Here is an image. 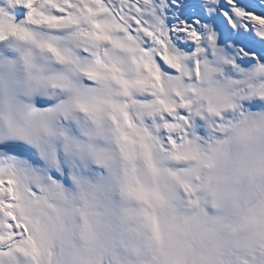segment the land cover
<instances>
[{
	"label": "snow or ice",
	"instance_id": "snow-or-ice-1",
	"mask_svg": "<svg viewBox=\"0 0 264 264\" xmlns=\"http://www.w3.org/2000/svg\"><path fill=\"white\" fill-rule=\"evenodd\" d=\"M0 264H264V0H0Z\"/></svg>",
	"mask_w": 264,
	"mask_h": 264
}]
</instances>
